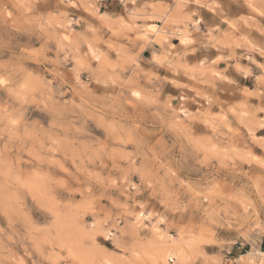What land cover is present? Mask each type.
<instances>
[{"label":"rangeland","instance_id":"obj_1","mask_svg":"<svg viewBox=\"0 0 264 264\" xmlns=\"http://www.w3.org/2000/svg\"><path fill=\"white\" fill-rule=\"evenodd\" d=\"M152 3L139 0L137 9L150 15ZM163 4L178 18L176 0ZM3 7L11 15L0 11V78L9 81L0 84V264H165L161 237L180 245L167 264H182L204 229L205 209L257 203L264 193L262 0L197 8V50L182 60L154 33L142 38L152 27L170 31L168 13L136 20L141 30L130 32V5L84 0L70 14L88 31L73 25V36L42 33L12 0H0ZM57 7L51 0L39 14ZM209 31L211 39L203 35ZM64 36L73 41L67 60L56 55ZM170 44L183 49L177 37ZM41 78L52 82L51 100L32 96L22 116L10 115L12 91L42 87ZM218 235L233 241L228 260L264 252L259 230L247 240L235 229ZM199 251L205 261L221 258L215 245Z\"/></svg>","mask_w":264,"mask_h":264},{"label":"clouds","instance_id":"obj_2","mask_svg":"<svg viewBox=\"0 0 264 264\" xmlns=\"http://www.w3.org/2000/svg\"><path fill=\"white\" fill-rule=\"evenodd\" d=\"M51 2V0H12V7L18 8L22 7L26 15L30 16L33 22L37 23L40 27V31L48 32L55 31L56 29H62L69 32L70 35H77L73 29V25H81L84 31H88L87 25L82 18L73 19L70 10L83 6L84 0H55V4L58 6L57 10L52 15H41L39 6H46ZM120 2L128 8V15L130 17V24L127 26L128 31H139L141 30L139 26L135 23L136 20H156L161 17H165V13L168 16L164 19V24H171L172 28L170 31L166 32L164 29H157L152 27L149 30H145V35L142 37L147 40L148 32L154 33L157 37L156 42L161 45L162 48L167 47L170 53L175 54L179 59L187 56L189 52H195L197 50L196 45L198 44L199 37L201 35L200 25L203 20L198 17L197 8L207 6L208 0H176L175 12L179 14L178 18H172V10H169L166 5L163 4V0H153L150 7L153 8L152 14H143L139 9H137V4L139 0H120ZM264 2V0H262ZM211 3L215 4L216 0H211ZM189 6H192L191 8ZM218 6V5H217ZM0 11L11 15L8 12L7 7L0 8ZM98 11V10H96ZM96 11L92 15L96 14ZM157 11L159 14L157 15ZM204 36L211 39V31L203 33ZM172 37H177L180 41V45L183 46L182 50H177L175 46L170 44ZM67 41V43H63ZM62 46L57 50V57L62 54L63 60L70 58L71 52L73 50V41L69 40L68 36H64L61 40ZM230 59V57L220 56L217 57L219 60ZM154 60L157 63H161V58L154 56ZM217 61H213L215 64ZM61 62L60 59L53 61V63ZM203 63V62H201ZM169 67H172L171 61H169ZM247 74V73H245ZM214 77H218L221 81H227V76L221 75L219 73H213ZM0 81L8 84L9 81L0 78ZM202 83H207V81H201ZM51 81L44 80L41 78L42 87L28 89L27 83L20 84L17 88L12 91V99L15 103L16 110L10 113V115L22 116L23 112L26 110L30 103H35L30 97L35 96L39 99L41 103L51 100ZM249 95H253L249 93ZM48 104L45 103V107ZM264 110V109H262ZM18 120H11L8 127L12 131H18L15 126L18 125ZM79 131V129H77ZM264 214V193H261L257 203H248L247 206L240 210H236L231 205H221L217 207H209L205 209L204 217V229L200 231L199 237L195 240L194 246L192 244L188 245L184 252L186 254L181 256L182 264H264V252H259L251 254V258H244L243 262L228 260L224 254V249L233 241L222 239L218 235V230L235 229L239 236L243 237L245 240L250 239L249 233L252 231L259 230V232L264 235V220L260 219V216ZM163 222V221H161ZM183 244V240L180 242ZM207 245H215L221 250V258L212 261L204 260V257L200 254V249ZM177 247L176 240L171 237H167L166 241L164 237H161V244L159 245L160 251L165 256V264L168 260H172L173 256H177L178 253L175 251Z\"/></svg>","mask_w":264,"mask_h":264},{"label":"snow or ice","instance_id":"obj_3","mask_svg":"<svg viewBox=\"0 0 264 264\" xmlns=\"http://www.w3.org/2000/svg\"><path fill=\"white\" fill-rule=\"evenodd\" d=\"M0 83H3L2 81H0Z\"/></svg>","mask_w":264,"mask_h":264}]
</instances>
